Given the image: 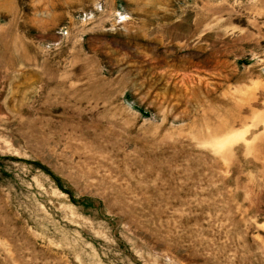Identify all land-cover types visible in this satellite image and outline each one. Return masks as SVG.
I'll use <instances>...</instances> for the list:
<instances>
[{"label": "rangeland", "instance_id": "rangeland-1", "mask_svg": "<svg viewBox=\"0 0 264 264\" xmlns=\"http://www.w3.org/2000/svg\"><path fill=\"white\" fill-rule=\"evenodd\" d=\"M0 264H264V0H0Z\"/></svg>", "mask_w": 264, "mask_h": 264}]
</instances>
